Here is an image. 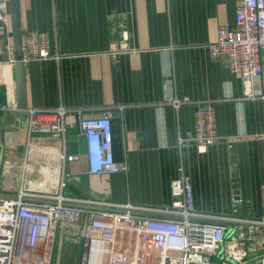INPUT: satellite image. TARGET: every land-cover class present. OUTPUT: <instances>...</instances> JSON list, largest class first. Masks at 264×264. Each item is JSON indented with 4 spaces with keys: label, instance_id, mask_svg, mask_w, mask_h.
Wrapping results in <instances>:
<instances>
[{
    "label": "crops",
    "instance_id": "1",
    "mask_svg": "<svg viewBox=\"0 0 264 264\" xmlns=\"http://www.w3.org/2000/svg\"><path fill=\"white\" fill-rule=\"evenodd\" d=\"M20 3L23 30L47 33L53 54L26 63L28 107L63 105L82 109L85 117L113 114L114 156L125 168L88 173L86 139L73 121L66 135L67 153L77 155L66 163L72 176L69 193L167 205L171 181L184 169L191 176L198 211L232 214L237 193L243 200L239 215H262L264 74L253 84L258 96L247 97L242 78L231 71L227 58L213 57L208 49L221 25L235 24V0ZM123 30L132 49L115 58L113 43ZM175 97L191 102L175 107L169 102ZM203 101L214 105L217 132L227 139L205 152L190 139L195 110ZM6 103L7 97L0 106ZM28 120L27 111L0 110V164H11L15 176L29 150L32 170L39 172L32 186L49 189L56 184L50 172L59 168L62 140L41 133L29 137ZM228 229L248 250L245 264H264V245L257 239L264 227L230 224ZM63 241H57L54 262L78 263V243L69 241L64 247Z\"/></svg>",
    "mask_w": 264,
    "mask_h": 264
},
{
    "label": "built area",
    "instance_id": "2",
    "mask_svg": "<svg viewBox=\"0 0 264 264\" xmlns=\"http://www.w3.org/2000/svg\"><path fill=\"white\" fill-rule=\"evenodd\" d=\"M235 1V24L221 25L217 39L209 43L208 49L213 57L227 58L231 71L242 78L247 97L256 98L253 84L264 74V0ZM0 31V88H4L7 97L0 110L22 111L15 94L16 56L10 0H0ZM22 44L25 63L53 57L50 38L45 32L23 30ZM131 49L128 32L123 30L122 37L113 43V57ZM169 102L179 107L191 100L175 97ZM208 102H200L196 108L195 133L190 137L201 152L212 144L227 141L217 132L215 107ZM119 108L122 111V106ZM25 111L29 114V137L41 133L62 140L59 174L51 188L33 187L39 172L32 170L29 150L15 176L11 164H0V264H57L54 253L58 237L64 240V228L70 230L65 229L70 238L63 242L64 247L73 238L79 246L84 239L78 264L247 262L244 242L229 234L228 226L264 227V183L260 185L263 212L255 218L238 214L243 200L237 193L233 195L232 214L198 211L192 179L184 169L171 181L172 200L167 205L77 196L67 191L72 176L66 163L77 159V155L67 153L68 124L77 121L80 134L86 139L88 173H112L125 168L114 156L112 112L85 117L82 109L63 105L28 107ZM257 239L264 245V233ZM216 257H219L217 261Z\"/></svg>",
    "mask_w": 264,
    "mask_h": 264
},
{
    "label": "water",
    "instance_id": "3",
    "mask_svg": "<svg viewBox=\"0 0 264 264\" xmlns=\"http://www.w3.org/2000/svg\"><path fill=\"white\" fill-rule=\"evenodd\" d=\"M10 10H11V21L13 28V45L16 56L14 72H15V80H16L17 104L18 107L22 109V111H25V109L28 108V101H27L26 63L22 60L23 59V44H22L23 25L21 18L20 0H10ZM4 59L7 60V56H5ZM234 173L235 175L237 174L236 170L234 171ZM238 182H239L238 179H235L234 187L237 189V191L239 188ZM83 243H84V239L81 240V244H80V258L83 252ZM222 256L223 253L221 252L220 257Z\"/></svg>",
    "mask_w": 264,
    "mask_h": 264
},
{
    "label": "bare ground",
    "instance_id": "4",
    "mask_svg": "<svg viewBox=\"0 0 264 264\" xmlns=\"http://www.w3.org/2000/svg\"><path fill=\"white\" fill-rule=\"evenodd\" d=\"M7 70H8V67L5 66V67L3 68V73L6 74V73H7ZM51 173H52V175L56 178V177H57V174H59V168H58V167H53V171H51ZM65 229L68 230V231H70L68 228H64V230H63L64 240L70 238L69 235L65 232ZM58 238H59V237H58ZM57 241H58V239H57ZM75 241H76L75 238H73L72 242H73L74 244H76ZM79 247H80V246H79ZM55 251H56V250H55ZM54 257H55V253H54ZM79 258H80V255H79Z\"/></svg>",
    "mask_w": 264,
    "mask_h": 264
},
{
    "label": "trees",
    "instance_id": "5",
    "mask_svg": "<svg viewBox=\"0 0 264 264\" xmlns=\"http://www.w3.org/2000/svg\"><path fill=\"white\" fill-rule=\"evenodd\" d=\"M5 97H6L5 90L3 87H1L0 88V104L5 103ZM215 259L217 261L219 259V257H216Z\"/></svg>",
    "mask_w": 264,
    "mask_h": 264
},
{
    "label": "rangeland",
    "instance_id": "6",
    "mask_svg": "<svg viewBox=\"0 0 264 264\" xmlns=\"http://www.w3.org/2000/svg\"><path fill=\"white\" fill-rule=\"evenodd\" d=\"M58 240H59V238H58ZM64 241H65V240H64ZM64 241H63V242H64ZM76 246L78 247V245H76ZM68 264H71V263H68ZM74 264H78V263H76V260H75Z\"/></svg>",
    "mask_w": 264,
    "mask_h": 264
}]
</instances>
